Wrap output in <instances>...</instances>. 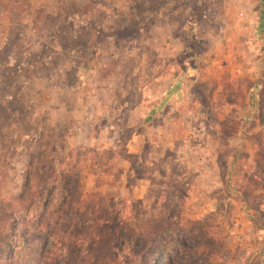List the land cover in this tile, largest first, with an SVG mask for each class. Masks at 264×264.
Listing matches in <instances>:
<instances>
[{
	"label": "rangeland",
	"instance_id": "rangeland-1",
	"mask_svg": "<svg viewBox=\"0 0 264 264\" xmlns=\"http://www.w3.org/2000/svg\"><path fill=\"white\" fill-rule=\"evenodd\" d=\"M66 258L264 264V0H0V264Z\"/></svg>",
	"mask_w": 264,
	"mask_h": 264
},
{
	"label": "trees",
	"instance_id": "trees-1",
	"mask_svg": "<svg viewBox=\"0 0 264 264\" xmlns=\"http://www.w3.org/2000/svg\"><path fill=\"white\" fill-rule=\"evenodd\" d=\"M100 220H97V219H95L94 221H93V224H94V226H99L100 225ZM72 224V223H71ZM68 239V238H67ZM68 246H70V241H69V239H68V241H67V243H66V247H68ZM65 246H64V248H66ZM69 254V252H68V249H66V252H65V254L64 255H66V254ZM68 261H70V258L67 260V258L65 259V261H63V264L66 262L67 264H70V263H68Z\"/></svg>",
	"mask_w": 264,
	"mask_h": 264
}]
</instances>
